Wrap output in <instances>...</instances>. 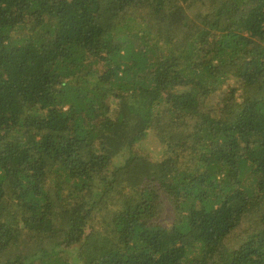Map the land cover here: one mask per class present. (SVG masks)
I'll return each mask as SVG.
<instances>
[{"label":"trees","instance_id":"1","mask_svg":"<svg viewBox=\"0 0 264 264\" xmlns=\"http://www.w3.org/2000/svg\"><path fill=\"white\" fill-rule=\"evenodd\" d=\"M0 264H264V0H0Z\"/></svg>","mask_w":264,"mask_h":264},{"label":"rangeland","instance_id":"2","mask_svg":"<svg viewBox=\"0 0 264 264\" xmlns=\"http://www.w3.org/2000/svg\"><path fill=\"white\" fill-rule=\"evenodd\" d=\"M153 144H154V142L152 141V142L150 143L151 147H154ZM166 209H169L168 214H167V219H168V221H170V220L173 218L174 214L172 213V211H171V209H170L169 206H166ZM168 221H167V222H168Z\"/></svg>","mask_w":264,"mask_h":264}]
</instances>
